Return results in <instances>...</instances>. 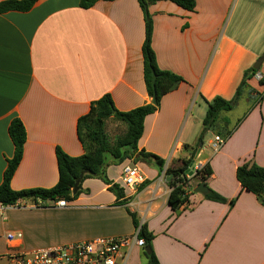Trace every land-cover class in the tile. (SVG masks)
Listing matches in <instances>:
<instances>
[{
    "label": "crops",
    "instance_id": "1",
    "mask_svg": "<svg viewBox=\"0 0 264 264\" xmlns=\"http://www.w3.org/2000/svg\"><path fill=\"white\" fill-rule=\"evenodd\" d=\"M148 11L158 66L184 78L146 117L139 140V149L165 161L163 168L136 161L147 180L132 190L120 179L132 159L107 166L111 183L123 189L121 199L101 178L90 177L66 207L51 200L29 207L31 199L8 206L0 215V264H13L5 255L17 250L133 234L130 212L153 233L160 264H264V203L236 176L245 161L264 166V83L256 75L249 79L244 93L262 99L215 155L205 152L204 142L200 146L202 117L190 122L196 108L208 109L207 100L233 98L244 72L264 57V0H196L193 10L157 0ZM145 26L139 0H99L90 8L80 0H38L28 11L0 13V183L14 154L8 133L13 118L27 132L13 189L50 188L59 179L57 148L74 157L85 152L77 122L92 101L110 93L121 111L153 103L144 77ZM258 73L264 75V60ZM231 110L220 113V128L231 130L225 114ZM118 128L125 132L126 124L106 121L108 136ZM196 146L191 166L208 164L206 185L236 199L234 205L194 192L200 181L193 177L187 202L179 213L172 209L163 172L181 167ZM18 233L21 238L8 237ZM144 251L135 247L118 264H147Z\"/></svg>",
    "mask_w": 264,
    "mask_h": 264
},
{
    "label": "trees",
    "instance_id": "2",
    "mask_svg": "<svg viewBox=\"0 0 264 264\" xmlns=\"http://www.w3.org/2000/svg\"><path fill=\"white\" fill-rule=\"evenodd\" d=\"M38 0H2L0 1V13L8 11H28ZM99 0H80V6L83 8L92 7ZM157 0H139L145 12V39L143 42L144 56V77L149 95L152 97L156 92L157 102L146 103L128 111H121L116 108L112 95L106 93L99 99L94 100L90 104L88 112L79 117L77 122V135L85 148V152L79 156H71L61 148H57V161L59 169V179L57 183L50 188L36 187L15 190L11 185V180L19 167L23 158V151L27 139V132L23 121L19 117H15L9 124L8 133L14 144V154L7 160V165L3 173V180L0 183V202L5 205L15 204L19 200L31 199L38 200H58L64 198L66 200H74L80 193L79 190L73 193V187L76 179L82 170H86L82 180L90 177H99L104 183L110 185L109 189L114 191L119 199L124 197L123 189L118 184H112L106 173L107 166L111 164H119L125 159H132L134 162L138 160L154 161L162 169L165 161L158 155L139 149V140L141 139L144 128L145 119L148 115L156 112L161 103L163 95L173 91L174 88L184 81V78L173 72L172 70L161 69L157 64L156 54L152 47L153 37V20L148 11L149 5ZM179 6L193 10L196 7V0H171ZM152 70L156 73L155 86L152 84ZM259 69L250 67L244 72L243 78L237 87L235 95L231 99L222 96H215L211 100H207L208 109L202 120V130L199 142L203 143L205 135L208 131H215L227 139L232 134L231 130L218 128L220 113L231 110L240 100L245 89L248 87L250 78L256 75ZM264 83V78L260 80ZM262 94L258 96L259 103ZM245 116V115H244ZM113 118L126 124V131L123 135H119L112 142L106 133V121ZM240 120L238 121V123ZM198 146L192 150V156L184 160L183 165L178 168H167L166 173L173 177L170 179L171 192L169 194V204L172 209L179 213L180 207L187 202L188 193L184 186L188 183L185 175L189 172L192 157L195 155ZM185 149H189V145H185ZM212 174V170L208 164H205L201 170H198L194 177H198L199 181H206ZM236 176L241 183L243 189L253 192L264 203V166L257 164L255 161H245L237 167ZM205 197L218 202H229L234 205L236 199L228 200L217 191L209 188ZM123 201V200H121ZM130 211V210H129ZM135 227L141 225L140 236L145 240V246H150V252H143L147 264H160L157 255L153 249V233L148 232L144 223H140L135 213L130 212ZM144 246V247H145Z\"/></svg>",
    "mask_w": 264,
    "mask_h": 264
},
{
    "label": "built area",
    "instance_id": "3",
    "mask_svg": "<svg viewBox=\"0 0 264 264\" xmlns=\"http://www.w3.org/2000/svg\"><path fill=\"white\" fill-rule=\"evenodd\" d=\"M256 77L261 80L264 75L256 73ZM226 138L220 134H215L210 140L214 153L219 151L224 145ZM204 164L199 162L189 167V172L185 175L188 183L184 188H189V181L194 177L198 170L203 168ZM163 176H167L166 170ZM123 186L128 189L146 183L147 177L138 164L134 161L126 163L120 176ZM21 200L12 205H5L0 202V215L8 206L19 205ZM52 205L66 207L68 200L61 198L51 200ZM45 204L43 200L33 201L27 204L29 207H37ZM141 225L130 235L101 236L86 240H80L67 244L37 248L30 251L17 250L5 255V258L13 264H118L120 259H127L135 247H144L145 240L140 236ZM9 238H21L22 234H8Z\"/></svg>",
    "mask_w": 264,
    "mask_h": 264
},
{
    "label": "rangeland",
    "instance_id": "4",
    "mask_svg": "<svg viewBox=\"0 0 264 264\" xmlns=\"http://www.w3.org/2000/svg\"><path fill=\"white\" fill-rule=\"evenodd\" d=\"M244 95H245V96H243L244 99L242 101L240 100L239 103H237L234 106L233 110H231L228 113H225L226 117L228 118V121L230 122V126L232 127L231 128L232 132L244 120V118H245L244 115H247L254 108L255 104H257L256 101H258V98H254V99L253 98H249L248 95H246L245 93H244ZM246 97H248V98H246ZM206 109L207 108H204V110L196 108L194 110V112L192 113L193 115L190 116V122L194 121V119L195 120L199 119V117H202V118H200L201 121H202L204 116H205ZM239 120H240V122L238 123ZM221 124H222V122L219 121L218 122V127L219 128L221 127ZM201 129H202V125H200L199 134L201 132ZM123 134H124V132H123V130H121V128H118L117 130L109 129V139L112 142L115 140V138L117 136L123 135ZM215 134H216L215 131L210 130V131H208L206 133L205 138H204V144H203V147L205 148L204 150H205L206 153L210 154L211 156L215 155V153H214L213 147L210 145L209 141L214 138ZM195 179L196 178H194V181H196Z\"/></svg>",
    "mask_w": 264,
    "mask_h": 264
},
{
    "label": "water",
    "instance_id": "5",
    "mask_svg": "<svg viewBox=\"0 0 264 264\" xmlns=\"http://www.w3.org/2000/svg\"><path fill=\"white\" fill-rule=\"evenodd\" d=\"M264 60V57H261L258 62L256 64H254V68L255 69H259L260 67V64L261 62ZM156 73L154 70H152V84L153 86H155V82H156ZM152 102L155 104L157 102V98H156V92H154L153 96H152ZM202 145V143H200V146ZM87 171L86 170H82L80 172V175L79 177L76 179V182H75V185L73 187V193H76L78 191V188H79V184L80 182L82 181L85 173ZM173 177V174L170 173V175H168V179L170 181V179ZM208 186L206 185V182L205 181H200L199 184H197V186L194 188V192H198V193H203V194H206L208 193ZM145 250L146 252H150L151 251V247L150 246H145Z\"/></svg>",
    "mask_w": 264,
    "mask_h": 264
}]
</instances>
